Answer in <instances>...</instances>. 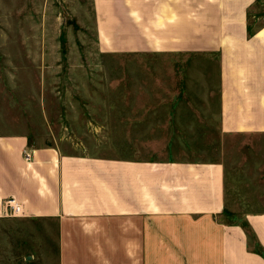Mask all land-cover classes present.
Segmentation results:
<instances>
[{
	"label": "crops",
	"instance_id": "obj_1",
	"mask_svg": "<svg viewBox=\"0 0 264 264\" xmlns=\"http://www.w3.org/2000/svg\"><path fill=\"white\" fill-rule=\"evenodd\" d=\"M94 11L106 50L196 56L162 57L163 87L136 95L147 103L129 126L140 152L68 153L2 121L0 218L13 196L21 217L55 221L61 264L78 247L77 264H264V208L222 218L231 182L215 153L230 136L264 134V0H94ZM211 63L216 84L192 68Z\"/></svg>",
	"mask_w": 264,
	"mask_h": 264
},
{
	"label": "rangeland",
	"instance_id": "obj_2",
	"mask_svg": "<svg viewBox=\"0 0 264 264\" xmlns=\"http://www.w3.org/2000/svg\"><path fill=\"white\" fill-rule=\"evenodd\" d=\"M187 56L196 54L106 50L96 30L94 0H0V123H24L20 128L37 130L36 141H52L68 153L140 152V139L129 126L140 122L147 103L136 95L163 87L162 57ZM216 67L192 66L207 69L211 84ZM141 122L139 133L145 131ZM230 137L228 152L219 142L215 153L226 160L231 182L222 218L239 221L246 209L264 208V134ZM57 236L51 219L8 213L0 218V264H61ZM74 252L81 259V249Z\"/></svg>",
	"mask_w": 264,
	"mask_h": 264
},
{
	"label": "built area",
	"instance_id": "obj_3",
	"mask_svg": "<svg viewBox=\"0 0 264 264\" xmlns=\"http://www.w3.org/2000/svg\"><path fill=\"white\" fill-rule=\"evenodd\" d=\"M25 159H29V154L25 152ZM3 204L9 214H21V204L13 196L4 199Z\"/></svg>",
	"mask_w": 264,
	"mask_h": 264
},
{
	"label": "trees",
	"instance_id": "obj_4",
	"mask_svg": "<svg viewBox=\"0 0 264 264\" xmlns=\"http://www.w3.org/2000/svg\"><path fill=\"white\" fill-rule=\"evenodd\" d=\"M250 34V33H249ZM228 212H225L224 214L226 215ZM232 220H229V222H231ZM234 221V220H233ZM245 227H246V225H245ZM257 250V252H259L261 255H262V257H264V250L263 249H260V250H258V249H256Z\"/></svg>",
	"mask_w": 264,
	"mask_h": 264
}]
</instances>
